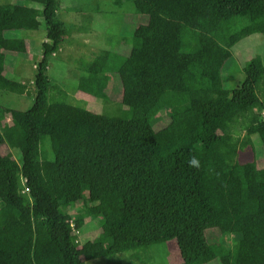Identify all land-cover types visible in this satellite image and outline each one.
<instances>
[{"label": "trees", "instance_id": "obj_1", "mask_svg": "<svg viewBox=\"0 0 264 264\" xmlns=\"http://www.w3.org/2000/svg\"><path fill=\"white\" fill-rule=\"evenodd\" d=\"M131 1L147 21L133 31L129 53L78 65V90L104 100L107 73L118 74L124 110L114 116L71 104L57 85L51 91L49 57L66 32L56 0L0 4V88L26 89L4 74V52H25L27 41L4 33L38 30L40 17L46 30L32 105L0 107V147L22 156L19 163L0 150V264L114 262L121 252H131V264L169 240L177 242V264H264V164L236 160L252 133L264 149L262 59L246 61L234 89L221 79L230 47L251 33L264 36V0ZM164 108L167 125L155 130L152 119ZM43 135L51 159L40 157ZM76 201L82 209L72 217L64 207ZM86 218L98 220L99 234L80 244ZM210 227L239 234L232 250L207 243Z\"/></svg>", "mask_w": 264, "mask_h": 264}, {"label": "rangeland", "instance_id": "obj_2", "mask_svg": "<svg viewBox=\"0 0 264 264\" xmlns=\"http://www.w3.org/2000/svg\"><path fill=\"white\" fill-rule=\"evenodd\" d=\"M16 0H0V4L14 2ZM56 16L61 20L66 29L60 42V48L49 57L47 75L52 86L57 85L68 94L71 104L77 105L96 113L117 115L124 110L121 102L122 88L116 72L107 73L106 98L94 97L78 90V79L83 72L78 68L79 61L91 59L95 55L114 52L118 55H126L130 51L133 39V31L140 24L147 21V15L137 13L131 0H56ZM36 6V4H35ZM42 26L38 30H9L6 37L25 38L27 48L25 52L5 51L4 74L26 85L23 93H16L0 88V107L6 106L20 110L28 109L35 96L34 75L36 64L40 60L46 40V30L42 17ZM231 54L221 68L223 87L234 89L241 85L244 79L243 67L246 61L255 55H259L264 64V36L257 32L242 37L230 47ZM259 96L261 95L258 91ZM50 96V93H49ZM165 114V115H164ZM262 114V113H261ZM10 118H7L9 120ZM168 122L167 110L161 109L152 119V127L162 130ZM239 137L244 134L240 131ZM252 145L240 148L236 156L239 163L253 162L258 168L264 164V149L257 133L251 134ZM40 157L51 159L53 152L50 138L47 135L40 139ZM3 153L12 154L21 163L22 156L17 148L6 149L0 147ZM82 209V201H76L72 207H64L72 217ZM70 216V217H71ZM99 223L97 219L86 218L84 224L76 234V240L82 244L87 240L97 237ZM208 244H221L228 250H232L239 238L236 233H222L216 227L206 228L204 231ZM147 252V254H145ZM141 256L131 257V264H150L149 258H153V264H177L181 261L176 240L155 243L149 245ZM131 252H121L108 261L106 257H98L83 260L82 264H128ZM130 264V263H129ZM204 264H222L219 258H214Z\"/></svg>", "mask_w": 264, "mask_h": 264}, {"label": "built area", "instance_id": "obj_3", "mask_svg": "<svg viewBox=\"0 0 264 264\" xmlns=\"http://www.w3.org/2000/svg\"><path fill=\"white\" fill-rule=\"evenodd\" d=\"M261 113H262V116L264 117V110ZM21 184L23 185V188L21 189V192H24V193L28 192L29 188L27 187V185H25V179H22ZM70 225L73 228L72 222L70 223Z\"/></svg>", "mask_w": 264, "mask_h": 264}, {"label": "crops", "instance_id": "obj_4", "mask_svg": "<svg viewBox=\"0 0 264 264\" xmlns=\"http://www.w3.org/2000/svg\"><path fill=\"white\" fill-rule=\"evenodd\" d=\"M128 261H129V260H127V262H126V263H128ZM128 264H129V263H128Z\"/></svg>", "mask_w": 264, "mask_h": 264}, {"label": "clouds", "instance_id": "obj_5", "mask_svg": "<svg viewBox=\"0 0 264 264\" xmlns=\"http://www.w3.org/2000/svg\"><path fill=\"white\" fill-rule=\"evenodd\" d=\"M193 163H195V161H193Z\"/></svg>", "mask_w": 264, "mask_h": 264}]
</instances>
